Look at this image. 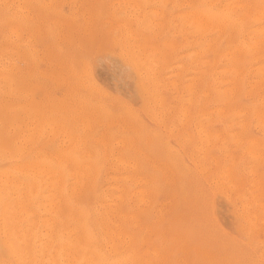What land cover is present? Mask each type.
<instances>
[{
  "label": "rangeland",
  "instance_id": "rangeland-1",
  "mask_svg": "<svg viewBox=\"0 0 264 264\" xmlns=\"http://www.w3.org/2000/svg\"><path fill=\"white\" fill-rule=\"evenodd\" d=\"M186 1L26 0V76L0 34V264H264V0Z\"/></svg>",
  "mask_w": 264,
  "mask_h": 264
},
{
  "label": "bare ground",
  "instance_id": "bare-ground-1",
  "mask_svg": "<svg viewBox=\"0 0 264 264\" xmlns=\"http://www.w3.org/2000/svg\"><path fill=\"white\" fill-rule=\"evenodd\" d=\"M9 1V0H8ZM186 1V0H185ZM195 1V0H194ZM202 0H196V4L195 6H193V9L191 11V18H193L192 20H194L195 22V27H196V30L197 31H205V30H208V29H213L215 27V24H217L218 22V16L217 15H214L213 13L209 12L208 10H204V8L200 5ZM187 2V1H186ZM191 2V1H190ZM14 3V6H9V7H12L11 10H13L14 14H13V17L5 24H0V34H1V43H2V49L5 50V52H7V55L9 54V57H8V67L6 68V72L10 73V74H13V75H17V76H26V0H13ZM123 3V2H122ZM207 3V2H206ZM4 3H2L3 5ZM189 4V3H188ZM192 4V3H191ZM195 4V3H194ZM2 5L0 7H2ZM7 5V3H6ZM127 5V4H126ZM4 6V5H3ZM236 6V5H235ZM202 7V8H201ZM234 7V6H233ZM134 8V7H133ZM7 11L10 9L9 8H6ZM231 10V9H230ZM232 11H230L231 13ZM2 13V12H0ZM8 13V12H7ZM6 13V14H7ZM9 14V13H8ZM11 15V14H9ZM1 16V15H0ZM2 16H5L4 14ZM2 18V17H1ZM108 21V20H107ZM191 21V20H190ZM220 21V20H219ZM5 22V21H4ZM56 22V21H55ZM119 22V21H118ZM232 27V26H231ZM217 28V27H216ZM230 28V27H229ZM231 30V28L229 29V31ZM201 34V33H200ZM264 37V36H263ZM121 38V37H120ZM227 40V39H226ZM3 41V42H2ZM207 43V42H206ZM248 43V42H247ZM205 45V44H204ZM214 45H215V42H214ZM0 46V47H1ZM206 46V45H205ZM219 46H221L219 44ZM229 47V46H228ZM47 48V47H46ZM226 48V46L224 47ZM235 48V46H234ZM243 49V47H241ZM221 49V48H220ZM241 49V50H242ZM245 49V48H244ZM240 51V49H239ZM228 52V51H227ZM241 52V51H240ZM232 54V53H231ZM227 55V53H226ZM3 57V56H2ZM227 58V56H226ZM233 59V58H232ZM5 60V59H4ZM231 59H229L230 61ZM236 60V59H235ZM228 61V62H229ZM220 62V61H219ZM218 62V63H219ZM236 62V61H235ZM232 63V62H231ZM2 64V63H1ZM39 64V63H38ZM1 66V65H0ZM257 67V65H256ZM259 67L263 68L262 66H258L257 67V70L259 69ZM237 68V67H236ZM238 69V68H237ZM254 69V68H253ZM240 70V69H238ZM252 70V68H251ZM28 71V70H27ZM255 71H256V68H255ZM258 71L261 72V70L259 69ZM240 72V71H239ZM246 75V74H245ZM263 75V74H262ZM3 76V74H2ZM236 76V75H235ZM264 76V75H263ZM262 76V77H263ZM1 77V76H0ZM6 77V75H5ZM9 77V76H8ZM2 78V77H1ZM154 78V77H153ZM258 78V77H257ZM7 79V78H6ZM259 79V78H258ZM263 79V78H262ZM10 80V79H9ZM36 80V79H35ZM252 80V79H251ZM2 81V80H1ZM11 81V80H10ZM9 81V83H10ZM13 83V82H12ZM11 83V84H12ZM25 84V83H24ZM249 84V83H248ZM8 85V83L6 84ZM26 85V84H25ZM252 85V84H251ZM257 85V84H256ZM10 86V85H9ZM13 86V84H12ZM12 86H10L9 88L11 89ZM249 86V85H248ZM254 86V85H253ZM2 87V86H1ZM217 87V86H216ZM245 88V86H244ZM1 90H4V89H1ZM13 90V89H12ZM21 90V89H19ZM232 97L235 95V91H234V88H232ZM247 91V90H246ZM12 92V91H11ZM16 92V91H15ZM244 93V91H243ZM247 93V92H246ZM6 94V93H5ZM23 94V93H22ZM245 94V93H244ZM249 94V93H248ZM219 96V94H217ZM246 96V95H245ZM247 97V96H246ZM249 98V97H248ZM259 98V97H258ZM262 99V98H260ZM249 100V99H248ZM259 100V99H258ZM259 102V101H258ZM252 103V101H251ZM260 103V102H259ZM262 103V102H261ZM16 106V104H15ZM26 105H24L25 107ZM71 106V105H70ZM84 105L80 106L79 108H82ZM5 107V106H4ZM8 107V106H7ZM17 107H20L18 106L17 104ZM62 107V106H61ZM85 108H87L86 106H84ZM23 108V107H22ZM78 108V107H77ZM78 108V109H79ZM84 108V110H85ZM257 108V107H256ZM255 108V109H256ZM25 109V108H24ZM28 110V109H27ZM46 110V109H45ZM63 110V109H61ZM83 110V111H84ZM220 111V110H219ZM222 111V110H221ZM224 111V110H223ZM222 111V112H223ZM257 111V109L255 110V112ZM260 113V112H259ZM36 114V113H35ZM240 114V113H239ZM253 114H256L255 117L259 118V121L264 125V117H259V114L257 113H253ZM237 116V115H236ZM235 117V116H234ZM232 118V117H231ZM254 118V117H253ZM50 119V118H49ZM81 119V118H80ZM183 119V118H182ZM33 120V119H32ZM36 120V119H35ZM243 120V119H242ZM258 120V119H257ZM256 120V121H257ZM244 122V120H243ZM47 125V124H46ZM35 126V125H34ZM18 127V125H17ZM29 128V126H28ZM49 128V126H48ZM52 128V127H51ZM16 130V129H15ZM26 130V129H25ZM51 130V129H50ZM83 132V130H82ZM243 132V131H242ZM29 136V135H28ZM51 136V135H50ZM48 137V136H47ZM52 137V136H51ZM73 138V137H72ZM109 138V137H108ZM251 140V139H250ZM64 141V140H63ZM254 141V140H253ZM83 142V141H81ZM81 147V146H80ZM115 147V146H114ZM263 149V148H262ZM133 150V149H132ZM250 150V149H249ZM16 154V153H15ZM18 155V154H17ZM114 156V155H113ZM59 157H60V154H59ZM104 157V156H103ZM117 159V158H116ZM57 161V160H56ZM94 161V160H93ZM115 161V160H114ZM117 163V162H116ZM122 163V161H121ZM120 163V164H121ZM124 163V162H123ZM80 164V163H79ZM125 164V163H124ZM98 166V165H97ZM12 167V166H11ZM119 167V166H118ZM46 169V168H45ZM92 170V169H91ZM34 172V171H33ZM73 172V171H72ZM30 173V172H29ZM103 173V172H102ZM110 174V173H109ZM108 174V175H109ZM115 174V173H114ZM70 175V174H69ZM106 175V174H105ZM118 175V174H117ZM125 176V174H123ZM95 173H90V177H91V180H93L95 178ZM113 176V175H112ZM4 177V176H3ZM103 177V176H101ZM115 177V176H114ZM121 177V175H120ZM130 177V175H129ZM133 177V176H132ZM1 178V177H0ZM59 178V177H58ZM57 178V179H58ZM110 178V177H109ZM140 178V177H139ZM3 179V178H2ZM101 180V179H100ZM15 181V180H14ZM59 181V179H58ZM69 180L67 179V182ZM135 181V180H134ZM137 182V181H136ZM9 183V182H8ZM79 183V182H78ZM141 183V182H140ZM252 183V182H251ZM69 185V184H67ZM106 185V184H105ZM114 185V184H113ZM129 185V184H128ZM7 186V185H6ZM68 187V186H67ZM2 188V187H1ZM68 191H69V187L67 188ZM65 188V190H67ZM72 189V188H71ZM91 189V188H90ZM124 190V189H123ZM64 191V190H63ZM67 191V192H68ZM125 191V190H124ZM65 192V191H64ZM70 192V191H69ZM137 192V191H136ZM44 194V193H43ZM145 194V193H144ZM11 195V194H10ZM65 195V194H64ZM107 196V195H106ZM103 197V196H102ZM140 198L142 196H139ZM6 199V198H5ZM119 205H123V202H124V197H121L119 196ZM144 200V198H143ZM1 201V200H0ZM97 201V200H95ZM106 201V200H105ZM138 201V200H137ZM136 201V202H137ZM142 201V199H141ZM140 201V202H141ZM108 202V201H106ZM110 202V201H109ZM116 202V201H115ZM130 202V201H129ZM133 202V201H132ZM139 202V201H138ZM145 202V200H144ZM256 202V201H255ZM69 203V202H68ZM72 203V202H71ZM103 203V202H102ZM114 203V202H113ZM104 204V203H103ZM130 204V203H129ZM2 205V204H1ZM98 205V204H97ZM136 205V204H135ZM55 206V205H54ZM126 206V205H125ZM124 206V207H125ZM72 207V206H71ZM90 207V206H89ZM115 207V206H113ZM127 207V206H126ZM12 208V207H11ZM139 208H141L139 206ZM73 209V208H72ZM98 209V208H97ZM126 209V208H125ZM159 209V207H158ZM104 210V209H102ZM248 210V209H247ZM47 211V210H46ZM100 211V210H99ZM130 211V210H129ZM133 211H136V210H133ZM132 211H130L131 213ZM114 213H115V216L114 218H116L118 220V225H120L121 222H123V218L125 219V213L124 211L120 210V209H117L116 211L114 210ZM113 213V214H114ZM136 214V213H135ZM14 216V214H13ZM102 216V215H101ZM130 217V216H129ZM137 217V216H136ZM2 218V217H1ZM96 218V217H95ZM131 218V217H130ZM246 218V217H245ZM64 219V218H63ZM107 219V218H106ZM28 220V219H27ZM135 220V219H134ZM15 221V220H14ZM110 222L111 220H109V223H107V226L110 225ZM132 222V221H131ZM264 222V221H262ZM12 223V222H11ZM27 223V222H26ZM43 223V222H42ZM133 223V222H132ZM136 223V222H135ZM7 225V223L5 224ZM70 225V224H69ZM132 225H135V224H132ZM138 225V224H137ZM144 225L146 226V224L144 223ZM107 226L106 224L104 225V229H107ZM116 226V225H115ZM6 228V227H5ZM119 229V228H118ZM146 229V228H145ZM12 230V229H11ZM9 231H7L8 233ZM47 232V231H46ZM66 232V231H65ZM106 232V231H105ZM3 234V236H6L4 235L5 232H1ZM69 233V232H68ZM1 235V234H0ZM67 235V234H65ZM64 235V236H65ZM10 236V234H9ZM71 236V235H70ZM128 236H126V239H127ZM3 239V237H1ZM0 238V240H1ZM7 237H4V240L2 241L4 243L5 239ZM15 238V237H14ZM106 238V237H105ZM108 240H109V243L111 244V246L113 248H117L119 247V236L116 232L114 231H111L109 232L108 236H107ZM124 238V237H123ZM8 239V238H7ZM142 240V239H141ZM9 241V240H8ZM39 241V240H38ZM143 241V240H142ZM7 242V240H6ZM5 242V243H6ZM12 242V241H11ZM63 242V241H62ZM126 242V241H125ZM163 242H165V244L162 245L161 242H157V241H154L151 245V248L155 251H160L164 254L161 253V255H163V260L167 263V264H187V262L185 263L184 260H178L172 253V249L174 247H177L178 245V242L175 241L173 238H167L165 239ZM2 243V244H3ZM8 243V242H7ZM21 243V242H20ZM64 243V242H63ZM10 244V242H9ZM7 244V245H9ZM43 244V243H42ZM6 245V244H5ZM11 245V244H10ZM109 245V244H108ZM125 245V244H124ZM4 246V245H3ZM8 247V246H7ZM6 247V248H7ZM123 247V246H122ZM9 248V247H8ZM108 248V247H107ZM136 250H138L140 253H144L148 250H150L149 248V244H144V243H138L136 244V246L134 247ZM63 250V249H62ZM122 250V249H121ZM64 252V251H63ZM68 252V251H67ZM61 253V252H60ZM59 253V254H60ZM156 253V252H155ZM62 254V253H61ZM64 254V253H63ZM136 254V253H135ZM156 255V254H155ZM9 258V257H8ZM49 259V258H48ZM16 261V260H15ZM143 261V260H142Z\"/></svg>",
  "mask_w": 264,
  "mask_h": 264
}]
</instances>
